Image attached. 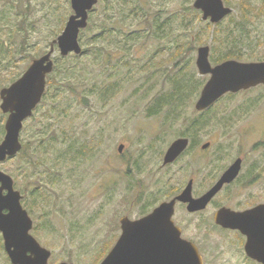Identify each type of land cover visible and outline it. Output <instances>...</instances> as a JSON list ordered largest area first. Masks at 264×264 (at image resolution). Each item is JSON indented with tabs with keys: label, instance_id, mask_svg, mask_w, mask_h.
Masks as SVG:
<instances>
[{
	"label": "rangeland",
	"instance_id": "374dc122",
	"mask_svg": "<svg viewBox=\"0 0 264 264\" xmlns=\"http://www.w3.org/2000/svg\"><path fill=\"white\" fill-rule=\"evenodd\" d=\"M140 1L150 24L157 20L162 25L160 37L154 36L149 23L143 25L138 18H131L122 24L121 32L141 31L143 36L121 40L126 50L105 43L102 50L106 52L96 58L91 40L96 34L95 23L103 17L102 6L97 5L89 14L91 26L79 35L82 49L89 52L79 60L70 54L67 61L59 63L43 103L33 118L24 122L20 133L26 147L23 162L8 159L0 164V170L13 179L18 171L15 189L23 197V208L45 225L33 235L51 252L48 264H99L117 239L120 217L136 219L150 213L170 199L187 177L195 180L194 193H201L236 156L245 158L244 174L256 163L261 179L250 187L241 181L231 188L233 192L220 193L216 203L234 208L264 200V86L225 95L206 113L194 108L209 79L199 75L195 64L199 47H209L213 66L233 54L239 62L264 60V0H222L233 12L217 24L202 21L201 12L193 8L195 0ZM113 13L120 22L117 11ZM70 15V0H0V90L20 78L34 58L49 51ZM60 58L55 46L54 66ZM70 67L83 72L69 78L67 87L53 86V76L62 79L63 71ZM175 75L202 80L198 95L177 119H166L167 109L151 115L154 100L168 92ZM95 84L97 91L90 90ZM104 84L117 87L102 100L99 87ZM5 120L0 111V142ZM190 120L206 121L197 133L200 145L193 150L197 154L201 144L209 142L208 153H199L202 158L196 156L192 164L191 155H187L163 168L165 150ZM55 136L59 138L53 143ZM41 141L52 146L44 155L36 151ZM74 141L86 143L91 153L75 167L68 163L57 167L53 172L58 181L31 205L44 168ZM119 145L124 146L122 153L117 151ZM28 156L30 160L25 159ZM43 158L46 165H33ZM236 190L239 196L233 198ZM213 211L212 206L203 214L189 215L176 209L184 238L197 245L204 263L256 264L244 255L242 237L214 227ZM2 243L0 234V264H10Z\"/></svg>",
	"mask_w": 264,
	"mask_h": 264
},
{
	"label": "water",
	"instance_id": "95a60500",
	"mask_svg": "<svg viewBox=\"0 0 264 264\" xmlns=\"http://www.w3.org/2000/svg\"><path fill=\"white\" fill-rule=\"evenodd\" d=\"M97 4L98 0H70L72 15L49 51L33 60L10 86L0 90V111L7 115L5 134L0 142V163L15 157L22 149L20 132L44 94L46 75L54 67L51 57L55 46L61 57L80 55L79 34L87 28L89 13ZM193 8L202 13L203 21L209 20L211 24L219 23L231 13L222 0H195ZM195 64L199 75L209 77L195 102L197 112L208 109L226 94L264 85V60H226L213 66L209 62V47L202 46L197 49ZM123 148L119 145L118 153H122ZM186 148L187 140H175L165 152L163 164L172 163ZM240 169L241 160L237 159L198 199L192 198L190 183L175 199L161 203L140 220L131 222L123 217L120 220L122 235L100 264H203L197 247L181 237L180 229L172 221L174 205L176 202L187 204L190 213L205 209L214 195L237 177ZM21 198L12 177L0 170V234L4 252L11 264H47L51 252L30 235L32 221L21 205ZM214 223L243 235L246 257L264 264V205L244 212L221 208L214 215Z\"/></svg>",
	"mask_w": 264,
	"mask_h": 264
},
{
	"label": "trees",
	"instance_id": "16d2710c",
	"mask_svg": "<svg viewBox=\"0 0 264 264\" xmlns=\"http://www.w3.org/2000/svg\"><path fill=\"white\" fill-rule=\"evenodd\" d=\"M98 7L102 6V14L103 17L99 23H95V30L96 34L92 38V48L94 49L93 55H95L96 58L100 59L102 58V54L106 51L102 50L105 49L103 46L105 43L109 46H114L116 48H120L123 50L127 49V46L124 44L122 45L120 43L121 40H136L137 38H141L143 36L141 31L125 34L121 32L124 27L123 23H126L128 19L131 18H138L139 23L146 25L147 23L150 24L149 21V15L148 12H146L143 6V2L140 0H99L98 1ZM96 5V6H97ZM97 8L95 7L90 13L93 14V11H96ZM114 11H117V13L120 16V22L119 18H115ZM64 20L60 22L62 28ZM121 25H119V24ZM153 30V34L156 38L160 37V32L162 25L158 24V21L155 20L154 24H150ZM91 26V25H90ZM87 25V28L85 30H88L90 27ZM120 26V27H119ZM119 27V28H118ZM59 28V29H60ZM80 40V38H79ZM89 51L87 48L82 49V53L80 55H73L77 60L81 59V56L86 55ZM110 55V54H109ZM70 55L60 58L56 63L57 66L53 67V73L54 71L58 72L60 62H65L68 60ZM227 59H238L241 60L236 54L233 55H226L224 58H221L217 60V63H220ZM75 68L70 67L65 70L64 76H62V79L58 77V81L53 76V86L58 85V87H64L68 84L69 78H74L75 76L80 75V72H75ZM59 76H61L59 74ZM171 82V88L168 90V92L162 93L154 100V105L150 108V114L156 115L160 113L163 109H167L166 112V119L174 120L180 117V115L183 114L184 108L187 106V104L192 101L193 98H195L198 95L199 88L203 85L202 80H197L193 78H183L179 75H175L174 78L170 79ZM117 84H104L99 87V94L100 98L103 100L107 96V93L110 91L115 92V88ZM108 86V87H105ZM50 87V83L48 82V88ZM98 85L95 84L94 87L90 88V90L97 91ZM73 91V89L71 90ZM74 92V91H73ZM48 93V92H47ZM227 96H232V94H228ZM226 97V96H225ZM44 136V134H43ZM58 136L53 137L52 142L55 143V139H58ZM62 139L61 141H63ZM66 142V141H65ZM64 142V143H65ZM52 146L48 143H44V141H41L40 144L37 146V153L39 152L41 155H44L47 148H51ZM26 147L22 144L21 151L14 157L12 160H18L17 162L22 163V156H25ZM91 149L86 145V143H76L75 141L72 143H68L62 151L59 152V155L54 161L52 160L48 166H46V169L44 168L43 173H41L40 180L36 181L37 189L34 190V196L32 197L31 205L33 203H38L37 197L44 193L45 189H48L50 187H53V183L57 182L59 178L58 176L53 172L57 167H61L62 164L68 163L69 165L72 164L73 167L79 165V162L86 159V157L91 153ZM25 159H29L28 156ZM24 159V160H25ZM46 158H43L42 160L38 162H34L33 165L36 167H39L38 165L45 164ZM16 162V163H17ZM29 161H24V163H28ZM41 162V164H39ZM16 175H13L14 177V185L17 186L18 183V171L16 172ZM25 202H23L24 204ZM27 206V205H26ZM96 264H98L96 262Z\"/></svg>",
	"mask_w": 264,
	"mask_h": 264
},
{
	"label": "flooded vegetation",
	"instance_id": "af4514ba",
	"mask_svg": "<svg viewBox=\"0 0 264 264\" xmlns=\"http://www.w3.org/2000/svg\"><path fill=\"white\" fill-rule=\"evenodd\" d=\"M223 3V2H222ZM243 3H245V5L246 4H248V3H246V2H243ZM224 5V4H223ZM226 8H228V9H230L231 10V13L233 12V10L231 9V8H229V7H226ZM200 12V11H199ZM231 13L228 15V16H231ZM51 46V45H50ZM50 49V48H49ZM47 53V52H46ZM45 53V54H46ZM45 54H43V55H45ZM43 55H41V56H39L38 58H40V57H42ZM38 58H34L33 60H35V59H38ZM32 60V61H33ZM51 60H52V62H53V55H52V57H51ZM32 61H31V63H32ZM30 63V64H31ZM29 67V66H28ZM27 70V69H26ZM25 70V71H26ZM25 71H24V73H25ZM23 73V74H24ZM22 74V75H23ZM21 75V76H22ZM52 75H53V70H52V72L50 73V74H48V75H46V78H45V91H44V94H43V96H42V98H41V101H40V103H39V105L33 110V112H32V115H31V117L29 118V119H31V118H33V116L35 115V113H36V110L38 109V107L43 103V101H44V99H45V97H46V95H47V92H48V82L50 83V86H51V82H52V80H51V78H52ZM20 76V77H21ZM10 86V85H9ZM249 90H251V89H249ZM1 102V101H0ZM215 104H213L212 106H210L208 109H206V110H204V111H201L200 113H206V112H208V111H210V109L214 106ZM6 117H7V115H5ZM29 119H27L26 121H28ZM25 121V122H26ZM206 121L205 120H190L188 123H187V126L185 127V129H184V132L180 135V137L179 138H177V139H184V140H187V148L185 149V151H183L181 154H180V156L177 158V159H175L172 163H169V164H166V165H164L163 164V158H162V166H163V168H167V167H170V166H173V165H175V164H177V163H179V162H181L187 155H191V160H190V162H191V164L192 163H194L195 162V160H196V156H197V158H202V156H200L199 155V153L200 154H207L208 153V150H209V148H210V143L209 142H206V143H203V144H201V146H200V151L198 150L197 151V154L196 153H194V148H197L198 147V145H200L199 144V137L197 138V133H199V130H201L202 129V127L204 126V123H205ZM24 124V123H23ZM177 139H175V140H177ZM174 140V141H175ZM173 141V142H174ZM172 142V143H173ZM171 143V144H172ZM170 144V145H171ZM169 145V146H170ZM169 146H168V148H169ZM167 148V149H168ZM167 149L165 150V152L167 151ZM194 154V155H193ZM164 155H165V153L163 154V157H164ZM237 159H240L241 160V169H240V171H239V173H238V175H237V177L231 182V183H229V184H225L223 187H222V189L217 193V194H215L214 195V197L209 201V203L207 204V206L205 207V209H203V210H201V211H197V212H193V213H190V212H188L187 211V204H183V203H180V202H176L175 203V205H174V213H173V216H172V221H173V223H174V225L176 226V227H178L179 229H180V231H181V236H182V238L183 239H186V238H184V236H183V230H182V228L180 227V223H179V221L177 220V218H176V209L177 208H180V209H184L185 211H186V213H188L189 215H200V214H203L204 212H206L210 207H212L213 206V209H214V211H213V214H212V223H213V225H214V227L215 228H217V229H219V230H221L222 232H230V233H235V234H237V235H239L240 237H242L243 238V240H244V242H243V245H244V243H245V238H244V236L243 235H241L238 231H236V230H230V229H224V228H222V227H220L219 225H216L215 223H214V215L217 213V211L218 210H220L221 208H227V209H230L231 211H234V212H244V211H248V210H251V209H254L255 207H257V206H260V205H264V200L262 201V200H256V201H252L249 205H246V206H244V207H229V206H226V205H219L218 203H216V198H217V196L220 194V193H222V192H224V191H227V190H231V188H234V186H236V185H238L241 181H242V183L243 184H246L247 185V187H250V186H252V185H256V183H258L259 182V180L261 179V178H259V176H260V174L259 173H256V171H255V168H257V164L255 163V164H253V166L251 167V169H249L247 172H246V174H244L242 171H243V166H244V162H245V158L243 157V156H236L234 159H233V161L230 163V165H232L234 162H235V160H237ZM210 164H211V161L209 162ZM230 165L229 166H227L225 169H223L222 171H221V173L218 175V176H215L216 178L214 179V182L206 189V190H204V191H202L201 193H194V185H195V180H194V178L192 177V178H189V177H187L186 179H187V181H186V183L185 184H183V185H181V186H179V189H178V191L175 193V194H173L172 195V197L170 198V199H168L167 201H164V202H162V203H165V202H170L171 200H173V199H175L177 196H179L182 192H183V190L184 189H186V187L191 183V196H192V198L193 199H198V198H200V197H202L204 194H206L215 184H216V182L219 180V178L221 177V175L230 167ZM183 170H185L184 168H183ZM185 179V180H186ZM184 180V181H185ZM232 191V190H231ZM233 192V191H232ZM239 196V194H238V190H236L235 191V194L233 195V198H237ZM160 205V204H159ZM149 214V213H148ZM148 214H145V215H142L141 217H138V218H136V219H131V218H129L128 216H122V217H120L119 219H118V226H119V234H118V236H117V239H116V241H115V243L118 241V239L121 237V235H122V229H121V224H120V220L123 218V217H126V218H128L131 222H135V221H138V220H140L141 218H143V217H145L146 215H148ZM28 215H29V213H28ZM30 217V216H29ZM31 218V221H32V228H31V230L29 231V233H30V235H32L34 238H35V235H33L34 233H36V234H38V229H42V228H44V224H39L36 220H34V219H32V217H30ZM43 223H45V222H47V220H45V219H43V221H42ZM36 239V238H35ZM37 240V239H36ZM186 240H188V239H186ZM188 241H191V240H188ZM38 242V241H37ZM196 247H197V245L193 242V241H191ZM39 243V242H38ZM115 243L113 244V246L115 245ZM112 246V247H113ZM243 247V246H242ZM197 249H198V251H199V253H200V250H199V248L197 247ZM201 254V253H200ZM107 256V255H106ZM106 256H104V258L100 261V263L105 259V257ZM202 256V255H201ZM202 259H203V257H202ZM49 262V261H48ZM253 262V261H252ZM255 263V262H254ZM48 264V263H47ZM203 264H205L204 263V260H203ZM257 264V263H256Z\"/></svg>",
	"mask_w": 264,
	"mask_h": 264
}]
</instances>
